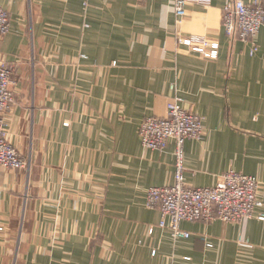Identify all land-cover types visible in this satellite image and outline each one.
Returning <instances> with one entry per match:
<instances>
[{"label": "crops", "instance_id": "obj_1", "mask_svg": "<svg viewBox=\"0 0 264 264\" xmlns=\"http://www.w3.org/2000/svg\"><path fill=\"white\" fill-rule=\"evenodd\" d=\"M83 1L0 0V60L14 67L6 135L29 162L0 168V264H264V221H184L190 236L176 240L158 227L145 194L173 184L174 144L150 151L138 134L180 97L204 118L202 139L184 144L185 184L232 170L255 177L264 202V27L250 56L222 28L236 0L182 18L173 0ZM190 35L218 43L217 59L177 44Z\"/></svg>", "mask_w": 264, "mask_h": 264}, {"label": "built area", "instance_id": "obj_2", "mask_svg": "<svg viewBox=\"0 0 264 264\" xmlns=\"http://www.w3.org/2000/svg\"><path fill=\"white\" fill-rule=\"evenodd\" d=\"M212 0H173L177 18L186 14V6H210ZM84 2V1H83ZM87 5V0L83 7ZM264 27V0H250L244 3L236 0L222 8V28L231 40L250 42V56L257 52L254 43ZM10 20L6 10L0 8V38L9 33ZM177 44L205 59H217L219 44L201 35L178 38ZM84 58V56H82ZM14 67L0 60V168L27 170L29 162L24 160L15 147L7 140L5 114L14 102ZM204 118L183 106V100L176 96L167 104L166 117H147L139 126L141 146L150 151L162 152L169 142L174 144L173 184L151 187L146 190L145 206L157 209L161 215L159 228H167L173 239H187L190 234L181 230V222L240 223L256 219L264 221V202L258 197L260 184L255 177L236 173L232 170L221 176L215 186L191 188L184 178V144L189 140H201ZM167 220V223H165ZM1 231V228H0ZM152 235L153 228L148 229ZM240 248L250 249L246 240H238ZM155 255V251L152 252Z\"/></svg>", "mask_w": 264, "mask_h": 264}, {"label": "rangeland", "instance_id": "obj_3", "mask_svg": "<svg viewBox=\"0 0 264 264\" xmlns=\"http://www.w3.org/2000/svg\"><path fill=\"white\" fill-rule=\"evenodd\" d=\"M8 140V139H7Z\"/></svg>", "mask_w": 264, "mask_h": 264}]
</instances>
